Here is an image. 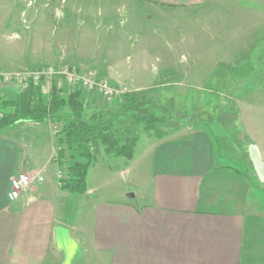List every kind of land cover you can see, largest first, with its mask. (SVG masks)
<instances>
[{
  "label": "crops",
  "instance_id": "1",
  "mask_svg": "<svg viewBox=\"0 0 264 264\" xmlns=\"http://www.w3.org/2000/svg\"><path fill=\"white\" fill-rule=\"evenodd\" d=\"M140 1L185 7L202 0ZM76 60L58 65L82 67ZM104 61L95 62L101 64L98 73L121 83L117 64ZM134 83L130 86L143 87ZM263 88H250L258 96L249 92L236 100L244 150L216 118L144 139L141 157L133 162L134 152L129 159L153 161L144 201L92 198L85 251L100 264H264ZM86 93L93 103L95 94L82 93L86 100ZM55 133L51 121H18L0 131V264H60L61 240L73 239L74 224L59 216L60 201L75 193L55 176L60 167ZM224 143L228 150L220 148ZM36 171L44 180L9 201L10 178ZM93 190L87 186L83 194Z\"/></svg>",
  "mask_w": 264,
  "mask_h": 264
},
{
  "label": "rangeland",
  "instance_id": "2",
  "mask_svg": "<svg viewBox=\"0 0 264 264\" xmlns=\"http://www.w3.org/2000/svg\"><path fill=\"white\" fill-rule=\"evenodd\" d=\"M105 59L117 64L124 79L119 83L107 77V72L98 74L112 85L126 87L124 94L109 97L76 86L68 92H93V103L87 93L85 102L101 107L149 88V96L162 104L173 95L175 105L166 117H174V123L195 121L202 114L214 118V104L236 103L249 92L258 96L248 90L264 86V0H202L185 7H159L140 0H0V69L21 71L76 60L82 67L75 69L95 70L101 65L95 62L106 63ZM130 82L143 87L130 86ZM193 105L194 112L185 115ZM57 129L56 125V136ZM147 137L156 138L151 131L140 133L133 162L141 157ZM242 138L238 137L239 142ZM56 145L59 149L57 141ZM226 145L219 147L228 150ZM91 151L86 182L93 192L75 193L60 201L59 216L74 224L73 239L61 240L60 264H100L85 251L92 198L123 196L140 204L148 190L151 159L130 162L127 157L105 153L99 141ZM127 164L132 169L124 173Z\"/></svg>",
  "mask_w": 264,
  "mask_h": 264
},
{
  "label": "trees",
  "instance_id": "3",
  "mask_svg": "<svg viewBox=\"0 0 264 264\" xmlns=\"http://www.w3.org/2000/svg\"><path fill=\"white\" fill-rule=\"evenodd\" d=\"M148 91L149 88L127 93L122 99L100 107L86 103L82 90L68 92L52 86L45 93L32 83L25 89L7 87L0 90V131L18 121L48 120L57 125L58 163L64 172L61 187L83 194L87 190L86 177L93 160L91 146L96 141L103 145L105 153L130 159L141 132L151 131L156 138H162L192 122L174 123V117H166L175 105L173 95L168 103L162 104L151 98ZM166 93L172 94V91ZM194 107L187 108L184 114L194 112L191 111ZM214 109L217 111L214 118L238 143L236 103L227 100L225 106L214 104ZM203 117L207 116L199 115L195 121Z\"/></svg>",
  "mask_w": 264,
  "mask_h": 264
},
{
  "label": "built area",
  "instance_id": "4",
  "mask_svg": "<svg viewBox=\"0 0 264 264\" xmlns=\"http://www.w3.org/2000/svg\"><path fill=\"white\" fill-rule=\"evenodd\" d=\"M93 69H85L79 71L67 65H42L35 69H26L21 71H7L0 69V87H10L14 89L26 88L30 83L39 85L42 83L48 87H40L44 92H48L52 86L64 89L65 91L72 90L75 86L96 91L103 96L116 97L124 94L127 90L124 86L110 84L105 77H102ZM60 149V147H59ZM58 149V150H59ZM55 176L61 185L64 172L62 169L55 170ZM44 180V175L41 171L36 172H19L10 178L7 198L9 201L19 199L21 194L28 190L33 184Z\"/></svg>",
  "mask_w": 264,
  "mask_h": 264
}]
</instances>
